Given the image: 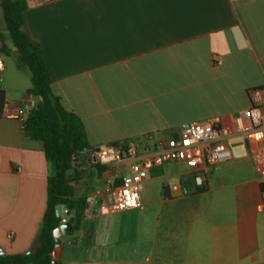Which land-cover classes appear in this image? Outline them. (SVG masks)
<instances>
[{"label":"crops","instance_id":"1","mask_svg":"<svg viewBox=\"0 0 264 264\" xmlns=\"http://www.w3.org/2000/svg\"><path fill=\"white\" fill-rule=\"evenodd\" d=\"M26 2L24 30L39 47L51 91L81 119L94 149L170 136L209 117L232 126L250 105L248 90L264 87V0ZM7 68L0 53V250L29 253L53 167L22 122L3 116L5 101L29 111L40 99L28 85L6 80ZM17 70L27 76L18 64ZM230 146L232 159L208 170L201 185L186 162L148 168L139 206L117 216L89 212L108 200L111 174L93 150L77 153L67 179L86 208L78 229L60 236L56 260L264 264V187L244 142L233 137ZM117 171L124 175L125 164Z\"/></svg>","mask_w":264,"mask_h":264},{"label":"built area","instance_id":"2","mask_svg":"<svg viewBox=\"0 0 264 264\" xmlns=\"http://www.w3.org/2000/svg\"><path fill=\"white\" fill-rule=\"evenodd\" d=\"M214 62L220 61L215 59ZM247 95L250 105L232 117V126L215 116L192 121L170 136L95 148L92 152L94 161L111 174L105 179V192L109 197L89 212L96 214L137 208L146 170L172 161L189 164L193 182L201 185L208 170L232 159L230 140L233 137L244 142L264 187V87L252 88ZM28 112L18 102L5 101L3 106V116L19 119L22 123ZM121 162L125 164L126 172L119 176L117 166ZM119 177L120 183L117 184L115 180ZM178 188V185L172 186V189Z\"/></svg>","mask_w":264,"mask_h":264},{"label":"trees","instance_id":"3","mask_svg":"<svg viewBox=\"0 0 264 264\" xmlns=\"http://www.w3.org/2000/svg\"><path fill=\"white\" fill-rule=\"evenodd\" d=\"M0 6L3 32L8 36L7 41L0 28V53H11V43L18 65L29 73L33 83L27 93L40 98L37 105L29 110L22 126L30 138L42 143L44 156L53 167V172L47 177L43 225L36 235L34 246L29 253H0V264H60L58 260L53 263L51 256L54 248L52 232L60 224L54 207L65 204L69 211L74 209V214L70 216L69 233L78 229L86 203L84 199L74 198L67 172L77 153L94 148L88 143L81 119L64 108L59 97L51 91V78L39 47L28 38L24 30L23 13L27 8L26 0H0ZM3 101L4 92L0 90L1 106Z\"/></svg>","mask_w":264,"mask_h":264},{"label":"rangeland","instance_id":"4","mask_svg":"<svg viewBox=\"0 0 264 264\" xmlns=\"http://www.w3.org/2000/svg\"><path fill=\"white\" fill-rule=\"evenodd\" d=\"M0 28H1L2 32H3L4 31V26H3V20H2V9H1V6H0ZM3 33H4L3 36L5 37V40L8 41V36L6 35L5 32H3ZM0 44H1V42H0ZM9 46L13 47L11 45V43H9ZM15 56H16L15 53L13 54L12 52L9 53V54H3V59L7 63V66H11V71H10L9 68H7V70L4 73V76H5L6 80H10V81L14 82L15 86L28 85V87H32L33 83H32V80H31V77H30L29 73L26 71L27 76L24 77V76L20 75L19 71L17 70L18 61H17ZM231 143H233L234 147L240 145L238 139H235V140L231 141ZM118 214H119V212L115 211V213H112L111 216H117ZM70 236H72V234H70Z\"/></svg>","mask_w":264,"mask_h":264},{"label":"water","instance_id":"5","mask_svg":"<svg viewBox=\"0 0 264 264\" xmlns=\"http://www.w3.org/2000/svg\"><path fill=\"white\" fill-rule=\"evenodd\" d=\"M55 215L60 218V224L54 228L52 235L54 237V248L51 252L52 262L55 263L58 256V245L59 238L61 235H66L71 227V222L67 220V212H69V208L65 204H57L54 207ZM71 214H74V211L71 210ZM43 225V223H42ZM0 253L2 251L0 250Z\"/></svg>","mask_w":264,"mask_h":264}]
</instances>
